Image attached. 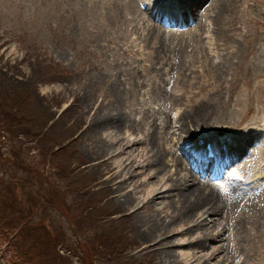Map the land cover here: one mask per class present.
Instances as JSON below:
<instances>
[{
	"label": "rangeland",
	"instance_id": "obj_1",
	"mask_svg": "<svg viewBox=\"0 0 264 264\" xmlns=\"http://www.w3.org/2000/svg\"><path fill=\"white\" fill-rule=\"evenodd\" d=\"M147 1L148 11L142 10L137 0H0V75H7V85L29 87L32 99L35 98L38 107L42 108V116L57 118L52 135L60 139L47 154L48 149L43 146L51 135L39 137V140H47L40 144L24 135L11 142L8 134L0 129V153L5 155L4 158L17 156L20 161L14 163L21 168L7 166L10 169L8 179L11 175L26 178L35 174L34 179L42 183V191L52 197V204L46 208L48 215L43 216L41 207L38 217H46L48 226H63L71 254L60 252L61 255H73L74 264H163L162 246L153 245L160 239L159 231L147 238L136 224L147 219L148 213L135 211L137 209L132 205H124L113 194V184L105 173L112 171L123 156L114 153L118 145H109L105 151L98 150L92 138L96 128L104 134L110 132L109 139L114 140L117 132L114 128L108 130L115 123L119 130H124L123 136L138 137L152 133L162 124L161 130L155 129V132L165 139L163 145L172 144L176 153L182 154L184 144L177 145V142L182 143L185 139L182 135H189V132H183L178 122L181 112L186 126L195 128L199 135L206 137V142L214 144L212 132L225 146L229 142H240L244 152L238 148L233 151L234 154L237 152L233 163L236 167L242 165V169L250 173L264 170V133L259 132L260 137L254 135L264 128V0H218L214 2L211 14L219 12L220 16L217 19L213 16L214 21L206 20L205 15L206 2L210 0L200 5L199 13H194L193 7L185 2ZM126 15L136 16L141 24L132 26L134 20L127 23ZM169 15L181 17L183 21L167 26L173 29L169 30L172 32L184 33L188 29L195 32L199 22L205 23L204 28L197 31L201 34L203 51L192 50L193 45L188 39V49L180 56L174 36L154 31L153 27L160 24V19ZM235 46L240 53L235 54L224 71L216 69L225 79L218 84L222 90L217 89L214 94H207V88L201 90L210 66L204 58V47L212 51L208 55L216 64L221 61L222 54L229 52L232 55ZM256 50L258 54L254 57ZM140 58L143 59L141 63ZM112 80L115 81L110 84ZM131 93L132 99L127 102ZM105 97L107 99L102 101ZM85 106L87 113L83 110ZM153 111L164 116V121L156 126ZM97 113L100 116L95 117ZM123 116L127 118L116 120ZM222 130L225 132L221 133ZM249 131L253 134L249 135L248 142L236 138ZM156 140L158 144V138ZM260 142L263 158L255 163V154L254 157L250 154ZM61 148L62 151L57 152ZM67 157L75 161L65 167ZM106 158L111 165H96ZM171 160V157L166 158L174 171L175 162ZM180 160L193 177L201 178L192 168L189 154H183ZM153 166L156 167H139L137 178H145ZM30 179L25 190L28 188L36 193L39 186ZM235 184L238 188L237 182ZM88 187L91 193L98 195L93 198L100 201L91 214L97 227L85 221L88 211L80 205L81 200L92 198L93 194L76 190ZM243 195L246 199L249 197ZM240 202L241 207L234 215L246 214L248 209L255 208L256 211L251 212L254 219L241 216L243 229L237 227V234L233 236L235 248L225 259L235 255L233 264H264V206L258 203L264 202V195L255 201L256 205ZM161 205L157 206L162 208ZM235 206L232 204L230 210L233 211ZM147 210L153 211L152 206ZM23 212L29 217L28 212ZM131 212L134 215L130 216ZM177 235L170 234L167 240L176 243L188 237ZM0 238H3L1 232ZM31 240L27 239L24 246L19 245L20 256L13 246H8L7 252L0 248V264H45L40 262L43 253L37 252ZM220 243L209 245L216 247ZM172 248L179 261L183 254L196 251L195 247L186 244H176ZM47 260L52 261L50 256Z\"/></svg>",
	"mask_w": 264,
	"mask_h": 264
},
{
	"label": "bare ground",
	"instance_id": "obj_2",
	"mask_svg": "<svg viewBox=\"0 0 264 264\" xmlns=\"http://www.w3.org/2000/svg\"><path fill=\"white\" fill-rule=\"evenodd\" d=\"M204 1L205 0H176V3L179 4L180 2H185L190 4L193 7L194 13H199V7L201 4L205 3ZM217 1L218 0H210V2H206V20L208 18L213 20L212 18L214 17V19L219 18V12L216 15L211 14V11L214 7V2L216 3ZM131 20H134L132 24H135L132 26H138L137 24H141V22L137 20L136 16L130 17L126 15L127 23L131 22ZM204 25V22H199V27L195 30V32L188 29L184 33L165 30L158 25H155L153 29L155 32H166L167 34L174 36L178 55L181 56L186 52L185 50L188 49V39L193 45L192 50H195L198 53L199 51H203V46L200 41L201 34H199L197 31L198 29L202 30ZM217 46L220 47L219 44ZM233 49L235 53L232 52V55L229 52H226L225 55L222 54L221 61L215 64V61H212V58L209 57V55L212 54V51L206 50L204 47V58L210 63V66L208 65V71H206L207 76H205L206 81L204 82L205 84L202 83L203 85H201V90L204 88L209 89L207 94H214L217 89L220 91L222 90L220 85L218 87L219 81L222 79V74H218V71H224L228 67V64L232 58L236 57L235 54L238 55L240 53L236 46ZM259 50H261V47H259ZM253 52L254 51H252L251 54H253ZM257 54L258 51L256 50L253 54L254 57ZM142 60L143 59L140 58L138 61L141 63ZM194 63L196 64V61H194ZM208 76H210V78H208ZM122 80L123 79L121 78L120 81ZM222 80L223 82L225 81V79ZM114 81L115 80H112L110 84H112ZM174 94L177 95L176 91H174ZM193 94L194 96L196 95V93ZM132 96L133 94L131 93L127 102L132 99ZM106 99L107 98L105 97L102 101ZM117 104L118 102L116 105ZM139 104L140 102L137 105ZM83 110L84 113H87L86 106L83 108ZM100 113H97L95 117L100 116ZM152 114L154 115L155 126L158 124V122L161 124V122L164 121V116L159 112L156 113L153 111ZM126 118L127 117L124 116L123 118L116 117V120H124ZM183 119H185V117L181 112H179L178 122H180L182 125L181 129L186 130L185 132H189L190 125L188 124L186 126V123ZM110 126L111 128H109L108 131H112L114 128V131H116L118 134L117 138L114 140L109 139L110 132L104 134L103 130H99L97 128L92 134L94 143L97 145L99 151L108 150L109 145H118V148L116 149L117 152L114 153L117 156H123V158L119 159L114 168H112V171H107L105 173L107 180L113 184V194L117 195V198H119L124 205H132L133 208L137 209L135 211L138 212L145 210L148 213L147 219L141 220L138 223L136 222V224L138 225V228L143 230V236L147 238H150L152 235H157L155 232L159 231L158 237L160 239L155 241L153 245L154 247L162 246L163 248L160 250L162 258L161 262L163 264H178L179 262L182 264H195V261L197 258H199L206 259L201 260L200 262L197 260L199 264L206 262V264H233L235 261V255H233L232 258L225 259L226 257H230L229 255L232 254V250L235 248V245L233 244L235 241H233V236L237 234L236 230L238 226L240 227L239 230L243 229V227L240 225V222H242L245 215H247L248 218L251 216L250 218L254 219L251 212L256 211L255 208L248 209V213L246 214L234 215L235 212L241 207L240 195L235 192L234 189L230 190L229 194L224 196L218 192V190L221 189V185L219 183L199 181L198 179L193 178L191 172L187 171L185 164H183V162L180 160L182 154L176 153L175 149L173 148L174 145L172 146V144L167 145V147L164 146L163 142L165 139L160 138L157 135L158 132H155V129L156 131L161 130L162 124L156 126L152 133L148 132L147 134L139 137L132 136L131 134L123 136L125 133L124 130H119L116 123L114 126ZM195 130V128H192L191 134H195ZM250 134V131L242 133L240 134V137L237 138L243 142H248L250 140V137H248ZM119 136L121 138H119ZM156 138H158V144ZM107 142L108 146L106 145ZM259 144L260 145H256L254 153L250 154L253 155L252 157H254L255 154V163L262 161L263 158V150H261L263 144L261 142ZM194 147H196V145H194ZM192 150L193 153L191 155L194 157V159L201 160L202 157L200 158L195 156V153H198V149ZM231 150L233 151L232 148ZM238 150L243 151V148H238ZM227 151L229 152L230 150ZM184 152L186 154H190L188 149H184ZM168 157H171V161L175 162L176 169H174V171L171 170L169 162L166 161V158ZM233 159L234 158L232 157L230 161L233 162ZM204 161H207L206 157H204ZM108 162L109 160L106 158L105 160L96 163V165H111ZM147 163H149V165H156V167L153 166L154 168H151V170L146 173L145 178H137V176L140 174H137V169L139 167L149 166ZM195 164L199 163L196 162ZM242 168L243 166L241 165L230 168L229 170L233 174L241 173ZM251 172V174H253L255 171ZM215 184L219 186H216ZM256 184L259 185L258 180ZM146 186L149 188L145 190L142 189ZM263 191L264 189L254 191L251 195V197L254 199L249 200L248 203L250 202V204L256 205L257 203L255 202V199L261 197ZM137 194L139 195L137 196ZM160 203L162 204L161 206H163L162 208L157 206ZM234 203L236 206L232 211L229 207H231ZM258 203L264 206V202ZM151 206L153 211L149 212L147 209ZM129 215H134V212H131ZM241 216H243V218H241ZM173 233H177V236L188 235V237L184 241H177L176 243L173 242V240L168 241V235L171 234V236H173ZM195 233L196 236H194ZM224 241L227 243H224ZM217 242H222L223 244H217L216 247L209 245V243L212 244ZM176 244L182 246L184 244L192 245L195 247L196 251L183 254L182 258L180 257L182 261H179L178 257L174 255L175 249L172 248ZM209 247L212 249H210L209 252H206ZM259 250L257 251V254L260 253ZM223 251L225 252L222 253ZM197 253L199 256H197ZM212 259H217L216 261L218 262L214 263Z\"/></svg>",
	"mask_w": 264,
	"mask_h": 264
},
{
	"label": "trees",
	"instance_id": "obj_3",
	"mask_svg": "<svg viewBox=\"0 0 264 264\" xmlns=\"http://www.w3.org/2000/svg\"><path fill=\"white\" fill-rule=\"evenodd\" d=\"M6 78L7 75H0L1 131L8 134L9 141L11 142H13L15 137L24 135L25 137H30L31 140H38V144H40L47 140H39V137L44 138L47 134L51 135L52 137L46 144H43V147L48 149V154L49 150H53L55 144L58 142L60 143V139L52 135L54 126L58 123L57 119H55V117H50L51 119L49 118V120L47 116L45 119L42 116L43 111L40 112L42 108L38 107L35 98L32 99V93L29 91V87H12L11 85H7L9 79L6 80ZM5 80L6 82L3 83ZM64 113H66V111ZM44 122H47L45 126ZM57 133L59 136L62 134L60 130H58ZM62 149L63 148L57 152H61ZM43 152H46L45 149ZM4 156L5 155L0 153V232L3 234V238H0V242L5 239L0 248L5 244V252H7V247L13 246L17 251V255H19V245L23 244L22 246H24L27 239H32L31 243L37 252L43 253L42 261H40L41 263L74 264L73 255L72 257L61 255L60 252L63 250L64 254H71V249L67 245V234L64 232L63 226L61 225L60 228L59 225L48 226L46 225L47 223H45L46 217H43L44 215H48L46 208H48V205L52 204V197L42 191V183L40 180L34 179L36 176L35 174H31V177L26 178L11 175L12 178L8 179L7 173L10 174V169H7V166L20 167L16 164L20 161L16 159L17 156L14 158H4ZM74 161L73 158L67 157L64 166L67 167V164H72ZM80 167L82 166H77V168ZM5 174H7V176ZM29 178H31L30 180H35L39 186L36 193H33V191L28 188L25 190L27 187L26 182H28ZM85 186L86 184L83 187ZM76 190L84 191L87 195L93 194L92 198L89 196V199L81 200L80 205L88 211L85 221L97 227L96 221L94 217H91V214L96 207H99L100 201L93 198L98 195H96V193H91L90 187L84 188V190L83 188H78ZM41 207L43 209V216L38 217ZM23 210L29 213V217L25 216ZM100 217L102 216H99V218ZM79 225H81V223L77 225L78 229ZM21 237L23 238L22 241H20ZM25 253L26 255L28 254L26 251ZM49 256L52 260L50 262L47 260ZM10 260H12L11 257Z\"/></svg>",
	"mask_w": 264,
	"mask_h": 264
}]
</instances>
